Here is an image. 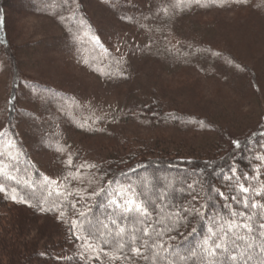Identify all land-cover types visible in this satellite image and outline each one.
I'll list each match as a JSON object with an SVG mask.
<instances>
[{
  "label": "rangeland",
  "instance_id": "1",
  "mask_svg": "<svg viewBox=\"0 0 264 264\" xmlns=\"http://www.w3.org/2000/svg\"><path fill=\"white\" fill-rule=\"evenodd\" d=\"M200 2L0 0V153L21 149L14 126L56 187L94 195L80 163L199 156L262 130L264 0Z\"/></svg>",
  "mask_w": 264,
  "mask_h": 264
},
{
  "label": "trees",
  "instance_id": "2",
  "mask_svg": "<svg viewBox=\"0 0 264 264\" xmlns=\"http://www.w3.org/2000/svg\"><path fill=\"white\" fill-rule=\"evenodd\" d=\"M203 1L200 3H209L211 7L219 0ZM154 106V103H150L145 107V111L151 113L150 117L162 115V118L169 120L166 112L155 113ZM9 132L14 135L16 147L21 149L15 148L13 144L12 156L0 153V166L3 169L0 172V184L5 189L0 192V264H165L166 260L174 264H202L199 254L192 258L188 255L189 250L209 237L210 228L219 232L220 227H226L225 221L231 223L230 210H243L231 200L230 182L222 179V175L230 174L228 170L235 167L236 174L243 181L244 176L256 177L258 170V180L252 179L251 183L254 187L264 189V161L255 158L264 155V136L261 135L264 127L262 130H251L244 135L228 138L225 144L224 141L222 144L216 143L208 154L199 156L186 157L179 152L169 153L164 150L158 156L148 157L146 153L150 148L144 147L134 149L132 153L116 151L114 157L101 163H89L96 165L95 168L80 163V170L85 168L87 175L92 174L91 177L104 184L102 188H107L111 181H117V184H112L113 188H131L133 196L138 200L154 202L155 207L149 205L153 213L152 223L165 229L161 236L165 248L171 245L176 250L167 253L157 248L158 256L145 250L149 258L143 259L125 249V255L129 258L113 260L111 257L117 255V252L105 245L103 238L91 240L94 251L86 249L85 241L76 238L77 235L83 237L86 232L72 224L74 220L86 223L79 215L81 212L86 213L92 222L105 220L110 212L103 194L86 195L82 190L68 191L56 187L38 163L31 159L29 152L19 145L14 126L7 132L11 137ZM236 140L240 141V148L234 146ZM15 154L25 155L24 161L15 157ZM92 171H96V174ZM189 184L193 185L192 189L187 187ZM216 190L224 193L228 199L217 195ZM162 193L163 199H157ZM13 195L16 199H12ZM255 199L264 204V196ZM181 207L189 211L187 214L182 213L184 219L176 223L174 213ZM256 213L253 224L257 223L258 217H264V209H257ZM235 222L240 221L236 219ZM125 225L126 229L139 227L132 219L126 221ZM169 225L172 226L171 231L166 230ZM234 231L249 238L257 246L264 244V237L255 229L253 234L237 229ZM69 246L77 249L70 254H63ZM241 251L246 254L243 246ZM97 255L99 259H96ZM257 257L264 260V256L253 253L250 264H259Z\"/></svg>",
  "mask_w": 264,
  "mask_h": 264
},
{
  "label": "snow or ice",
  "instance_id": "3",
  "mask_svg": "<svg viewBox=\"0 0 264 264\" xmlns=\"http://www.w3.org/2000/svg\"><path fill=\"white\" fill-rule=\"evenodd\" d=\"M199 3V0H196ZM178 6V5H177ZM167 11V9H163ZM2 135V134H0ZM264 136V133L261 134ZM236 148H240V141L233 142ZM257 160L264 161V155L256 156ZM68 164L72 165V160L69 159ZM83 167V165L81 166ZM90 168H95L96 165H89ZM2 166H0V172H2ZM235 167L228 170L230 174L222 175V179L230 182L231 200L240 206L242 211L230 210L231 223L225 221L226 227H220L219 232H214L209 229V237L205 238L202 243L194 246L189 250L188 255L192 258L197 257L199 254L202 264H250L253 259V253H259L260 256H264V244L257 246L255 243L250 242L249 238L244 235H240L239 232H235L234 229L241 230L244 233L253 234L254 229L259 231L260 236L264 237V217H258L257 223L253 224V216L256 215L257 209H264V204L259 203L255 197L264 196V189L254 187L251 183L252 179L258 180V170L256 177L244 176L243 181L241 176L236 174ZM15 179V177H11ZM245 182L248 186L245 187ZM117 181L109 182L107 188H101L99 192L93 193L94 195L103 194L106 200V207L110 212V215L105 217V220H97L92 222L88 220L86 213L81 212L79 215L84 218L86 223L80 220L72 221L74 227L79 228L80 231L86 232L83 237L77 235V239H83L85 241L86 249H93L91 240L93 238H103V243L110 248H114L117 255L112 256L111 259L124 260L129 257L125 255V249L128 253H133L143 259H148V255L145 254V250L158 256L156 252L157 248L164 249L167 253L175 252L176 250L169 245L165 248L164 243L161 241V236L165 229L158 228L152 223L153 213L149 210V205L155 207L154 202H144L138 200L135 197H129L128 192H131V188H113L112 184H117ZM189 189L193 188V185H187ZM5 191L4 186L0 184V192ZM15 191V190H13ZM217 191V195L224 196V193ZM58 195H63L58 193ZM68 195H71L70 193ZM164 194H160L157 199H163ZM227 200L228 197L224 196ZM12 199H16L13 195ZM76 207L75 204L72 205ZM188 209L181 207L178 209L174 216L176 217V223L181 222L184 219L183 214L188 213ZM192 211H196L193 209ZM127 214V215H126ZM63 215V213H62ZM129 219L134 220L139 227H133L126 229L125 222ZM239 219V223L235 220ZM107 221V222H105ZM167 231L172 230V226L169 225ZM195 232V229H193ZM231 238V239H230ZM171 240L172 237H169ZM229 243L231 247H229ZM246 249V254L241 251V248ZM187 257H181L186 259ZM91 259V257H89ZM99 259V256H96ZM259 260V257H257ZM165 264H174L172 261H165ZM259 264H264V260H259Z\"/></svg>",
  "mask_w": 264,
  "mask_h": 264
}]
</instances>
